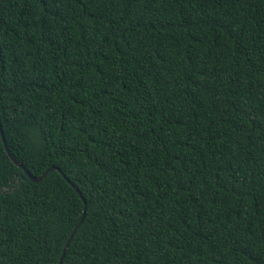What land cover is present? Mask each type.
Returning <instances> with one entry per match:
<instances>
[{
	"label": "trees",
	"instance_id": "obj_1",
	"mask_svg": "<svg viewBox=\"0 0 264 264\" xmlns=\"http://www.w3.org/2000/svg\"><path fill=\"white\" fill-rule=\"evenodd\" d=\"M0 125V264H264V0H0Z\"/></svg>",
	"mask_w": 264,
	"mask_h": 264
},
{
	"label": "water",
	"instance_id": "obj_2",
	"mask_svg": "<svg viewBox=\"0 0 264 264\" xmlns=\"http://www.w3.org/2000/svg\"><path fill=\"white\" fill-rule=\"evenodd\" d=\"M0 131H1V134H2V138H3V141H4V144H5V148H6V150H7V153H8V155H9V157L11 158V160L17 165V166H19V167H21V168H23L24 169V171H25V173L27 174V176H28V178L32 181V182H34V183H39V182H41L45 177H46V175L48 174V173H50V172H52V171H54V170H58L57 168H54V167H52V168H50L43 176H41L40 178H38V179H36L35 177H33V175L29 172V171H27V170H25V168L21 165V164H19V163H17L16 162V160H15V158L12 156V154L10 153V151H9V149H8V147H7V145H6V140H5V138H4V134H3V131H2V129H1V125H0ZM59 171V170H58ZM65 177V176H64ZM69 182V181H68ZM70 183V182H69ZM74 188H75V186L72 184V183H70ZM76 191L79 193V195L82 197V195H81V193L76 189ZM83 198V197H82ZM83 201H84V204H85V206H86V201L83 199ZM84 217V216H83ZM83 220V219H82ZM82 220H81V223H82ZM79 227V226H78ZM78 227L76 228V230L78 229ZM76 230L73 232V234L71 235V237L69 238V240L67 241V244H66V246H65V249H64V251H63V253H62V255H61V258H60V261H59V264H61V262L63 263V261H64V258H65V255H66V252H67V250H68V248H69V246H70V244H71V242H72V240H73V237H74V235H75V233H76Z\"/></svg>",
	"mask_w": 264,
	"mask_h": 264
},
{
	"label": "snow or ice",
	"instance_id": "obj_3",
	"mask_svg": "<svg viewBox=\"0 0 264 264\" xmlns=\"http://www.w3.org/2000/svg\"><path fill=\"white\" fill-rule=\"evenodd\" d=\"M61 264H62V262H61Z\"/></svg>",
	"mask_w": 264,
	"mask_h": 264
}]
</instances>
